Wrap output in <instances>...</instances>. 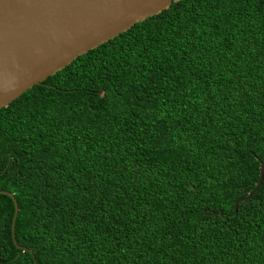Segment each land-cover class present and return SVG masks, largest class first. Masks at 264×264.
<instances>
[{
    "label": "trees",
    "instance_id": "16d2710c",
    "mask_svg": "<svg viewBox=\"0 0 264 264\" xmlns=\"http://www.w3.org/2000/svg\"><path fill=\"white\" fill-rule=\"evenodd\" d=\"M263 163L264 0H179L0 109V264H264Z\"/></svg>",
    "mask_w": 264,
    "mask_h": 264
},
{
    "label": "water",
    "instance_id": "95a60500",
    "mask_svg": "<svg viewBox=\"0 0 264 264\" xmlns=\"http://www.w3.org/2000/svg\"><path fill=\"white\" fill-rule=\"evenodd\" d=\"M178 1L0 0V109L77 57ZM263 178L264 163L253 191L235 202V213ZM17 211L15 203L14 220Z\"/></svg>",
    "mask_w": 264,
    "mask_h": 264
}]
</instances>
